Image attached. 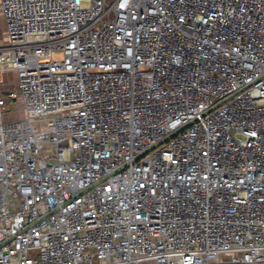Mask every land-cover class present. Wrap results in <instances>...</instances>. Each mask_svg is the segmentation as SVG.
Masks as SVG:
<instances>
[{
  "label": "built area",
  "instance_id": "built-area-1",
  "mask_svg": "<svg viewBox=\"0 0 264 264\" xmlns=\"http://www.w3.org/2000/svg\"><path fill=\"white\" fill-rule=\"evenodd\" d=\"M0 14V264H264V0Z\"/></svg>",
  "mask_w": 264,
  "mask_h": 264
},
{
  "label": "rangeland",
  "instance_id": "rangeland-1",
  "mask_svg": "<svg viewBox=\"0 0 264 264\" xmlns=\"http://www.w3.org/2000/svg\"><path fill=\"white\" fill-rule=\"evenodd\" d=\"M6 72V74L4 75L5 79H4V84L5 87H13L15 85V76L12 73ZM7 85V86H6ZM15 109L18 111H15L14 114H16L17 116H19V112H20V108H21V103L19 101H15Z\"/></svg>",
  "mask_w": 264,
  "mask_h": 264
},
{
  "label": "crops",
  "instance_id": "crops-1",
  "mask_svg": "<svg viewBox=\"0 0 264 264\" xmlns=\"http://www.w3.org/2000/svg\"><path fill=\"white\" fill-rule=\"evenodd\" d=\"M6 41H7V37H6L5 25H4L3 18L0 14V45L5 44Z\"/></svg>",
  "mask_w": 264,
  "mask_h": 264
}]
</instances>
